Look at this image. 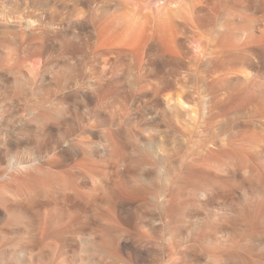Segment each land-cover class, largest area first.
I'll return each instance as SVG.
<instances>
[{"label": "bare ground", "instance_id": "6f19581e", "mask_svg": "<svg viewBox=\"0 0 264 264\" xmlns=\"http://www.w3.org/2000/svg\"><path fill=\"white\" fill-rule=\"evenodd\" d=\"M95 2L0 0V264H264V0Z\"/></svg>", "mask_w": 264, "mask_h": 264}, {"label": "rangeland", "instance_id": "374dc122", "mask_svg": "<svg viewBox=\"0 0 264 264\" xmlns=\"http://www.w3.org/2000/svg\"><path fill=\"white\" fill-rule=\"evenodd\" d=\"M100 5H101V0H96V2L93 4V10H96L97 7L100 6ZM20 14H22V11H21L20 13H18V16H19ZM64 16H65V10H62V11L58 14V17H59V19L61 20ZM10 37H12V35H8V34H6L5 39L9 40ZM195 38H196V41H195ZM193 40L195 41L194 43H193ZM197 40H199V39H197V37L192 38L191 41H192L193 44H191V47H193L194 45L197 46V42H198ZM192 45H193V46H192ZM188 46H189V45H188ZM195 46H194V47H195ZM196 49H197V48H196ZM186 50H187V49H186ZM186 50L184 49V51H186ZM197 50H198V49H197ZM192 51H193V50H192ZM194 51H195V50H194ZM194 51H193V52H194ZM187 54H190V56H191V54H194V53H192V52L190 53L189 50H188V53L185 52V55H184L185 57H184V58H185V59L188 58V59H187V60L184 59V60L181 61V62L187 61V62L190 64L191 61L189 62V59H190L192 56H194V55H192V56L189 58V55H188V57H186ZM192 58H193V57H192ZM187 62H186V63H187ZM184 63H185V62H184ZM184 63H182L183 65H181V71H185V70L187 69V66H189V65H186V63H185L186 66H184ZM184 67H185V68H184ZM183 69H184V70H183ZM177 125H178L179 128H182V125H181L179 122H177Z\"/></svg>", "mask_w": 264, "mask_h": 264}]
</instances>
